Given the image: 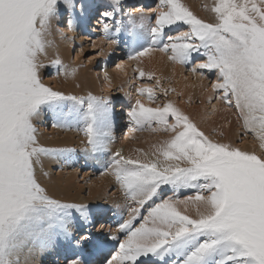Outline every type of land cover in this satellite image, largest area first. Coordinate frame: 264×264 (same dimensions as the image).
Returning a JSON list of instances; mask_svg holds the SVG:
<instances>
[{
	"label": "snow or ice",
	"instance_id": "6c2138e0",
	"mask_svg": "<svg viewBox=\"0 0 264 264\" xmlns=\"http://www.w3.org/2000/svg\"><path fill=\"white\" fill-rule=\"evenodd\" d=\"M120 2L112 0L99 21L110 46L123 30L115 19ZM75 8L76 0H0V264H22L25 250H47L61 240L66 264H264V0H212L204 5L207 18L183 0L125 13L130 21L139 15L129 35L134 44L143 41L129 61L159 52L173 66L190 65L187 71L201 81V103L210 106L202 119L223 111L240 125L231 138L227 124L205 131L180 107L184 93L162 86L170 77L137 67V79L155 83L135 86L125 113L129 130L167 136L128 155L112 147L109 96L78 95L45 82L43 73L53 66L65 77L76 72L49 38L64 10L71 30ZM205 71L215 77L211 91L203 84ZM104 79L111 86L107 72ZM187 103H194L191 94ZM44 117L53 127L77 130L79 148L42 144L36 124ZM240 133L250 134L258 148H241ZM78 153L102 160L100 175L110 177L123 198L116 230L105 232L101 224L95 239L77 238L74 226L91 224L100 213L57 198L41 179L49 175L40 172L45 158L67 163ZM182 190L193 194L180 198Z\"/></svg>",
	"mask_w": 264,
	"mask_h": 264
},
{
	"label": "rangeland",
	"instance_id": "374dc122",
	"mask_svg": "<svg viewBox=\"0 0 264 264\" xmlns=\"http://www.w3.org/2000/svg\"><path fill=\"white\" fill-rule=\"evenodd\" d=\"M96 3L98 0H95ZM102 1V0H101ZM107 0H103V2H106ZM112 3V0H109ZM158 0H121L120 2V8L118 13L125 15V12H131L132 9L129 11L124 9V6L129 5L132 8L141 7L144 6L148 11L150 9L155 8L156 3ZM184 3L188 4L191 8V10L197 14L198 16L203 17V9L204 4L206 2H212V0H183ZM79 5V0H76V7ZM134 6V7H133ZM104 7H101L99 4L95 7V10L92 11V13L89 15L88 23L83 27L78 25L75 36L66 35V39L71 42V44L68 43L70 49L69 51H66L67 56V64H73L76 66L78 72L84 77V82L81 81V78L79 80L74 81L72 85L70 86V90L68 88L65 89L66 92H74V94L78 95H85L88 92H92L93 94H103L109 96L113 101V109H114V135H115V142L113 144V149H117L118 146H120L122 149L129 148L133 152H135L136 149H143L144 151L149 150L152 143H156L159 140L164 139L167 136V133L162 132H151L148 130H142V131H130L129 127L126 122V116L124 108L121 110L123 105H125L124 101L130 102L133 100L136 96L135 92V86H138L139 84H154V80H147V79H137L134 76V70H135V64L134 61L131 62V64L128 65V75L126 76V84L124 87L122 85H115L114 82H111V86H109V83L104 80V77L100 74L99 69H102L106 67V69H109L108 71H113L115 67L120 63V61L117 59H122V61H128V56L130 51L134 48L139 46L140 43H143L142 40L136 41V43H133L132 36L129 35L130 30L127 27L126 29L122 30L119 34V37H115L114 39H118V44H115L112 46V48H108V41L104 37L103 32H94L91 30V28L95 27L100 29L99 26H96L93 24L95 17L97 15H101V9ZM147 11V12H148ZM116 13V18L119 15ZM62 19L59 23H55V29L57 26L60 28L62 26H65L68 20V13L63 12ZM126 17V16H124ZM67 20H64L66 19ZM110 22V21H109ZM64 24V25H63ZM58 29V28H57ZM59 31V30H58ZM137 32H140V30L137 29ZM175 34V33H170ZM56 36V35H55ZM87 37V38H86ZM58 38V37H57ZM128 38V41H126ZM100 39V40H99ZM93 43L97 45V47L94 49L92 47ZM101 48H103V53H100ZM83 50V52L81 51ZM152 61H155L154 66H159L160 63H168L167 59L163 57L162 54L159 52H156L151 55L149 58L148 56L142 58V60H136V62L140 63L141 67L145 71H155L157 73V67L152 68L150 63H154ZM157 62V63H156ZM196 61L194 60L193 63ZM138 63V64H139ZM146 66V67H145ZM180 66V65H179ZM187 67H181L183 75L185 74L186 77L190 76L188 75ZM113 69V70H112ZM107 71V70H106ZM44 79L46 83H49L53 88L61 89L63 84L67 82V80H64L61 76L60 78V69L58 73H55V67H51L44 71ZM190 74V73H189ZM158 75V73H157ZM205 75L207 76V79H205L207 88L209 91H211L210 88V81L214 79V74H209L207 71H205ZM165 76V75H163ZM180 76V74H179ZM179 76L175 78V81H178ZM168 77V76H166ZM174 80L166 79L162 82V86L167 87L169 84H171L172 87L174 84ZM81 82V83H80ZM84 84L86 86H84ZM122 86V87H119ZM127 86L131 89H134L135 95H128L127 98L126 95L128 94L126 89ZM133 87V88H132ZM176 88V87H175ZM125 91V93H120ZM178 91V90H177ZM179 92V91H178ZM175 93L170 92L169 98L173 100H177V97L174 98ZM206 95V93H205ZM134 96V97H133ZM158 99L159 101H163L164 97L162 94L158 93ZM181 99V98H180ZM142 100L144 103L149 104L150 106H155L154 103L149 101L147 97H142ZM196 101L192 104H187L186 100L184 103H180V107H182L185 111H188L189 109H196V111H199L201 118L202 116L206 115L205 109L209 108L210 106L201 103V100L195 99ZM184 101V100H183ZM179 103V100H177ZM213 104H216V100L212 101ZM118 105H120L118 109ZM115 107V108H114ZM228 113V112H227ZM234 117V125L233 129H237L240 127L238 124L236 117ZM211 118V117H210ZM209 119V118H208ZM230 121L229 119L226 121ZM219 125H221L219 123ZM217 125L216 127H218ZM36 127L38 129V138H45L49 140L53 139H60L64 136H69L71 138V142L69 143L70 147H76L79 148V142L81 139L80 133L75 129H66V131H59L57 127H53L50 118L44 117L42 121H38L36 124ZM75 130V131H74ZM73 131V132H72ZM211 134V133H210ZM241 148L252 146V144H256V141L254 138L249 135H244L243 133H240V138L235 141ZM91 157H86L83 153H78L74 157H72L70 162L65 163L63 160H56L54 162H50L48 167L45 169L49 175H47L46 180L49 181H56L57 183L64 182V180H67V183H71L73 186V190H75L80 196L87 197V193L94 189H100L102 187V184L104 182V176L100 175V170L102 169V160H92ZM106 159V158H105ZM116 185L112 186V184H109L106 186L105 194L106 196H118L121 199L122 195L117 193L115 190ZM74 192V191H73ZM72 192V193H73ZM166 194H171L166 193ZM193 193L191 191H184L182 190L180 192V198H183L184 196L192 195ZM91 202V199H89ZM104 212L107 213L106 216L108 217V214L111 215V211L113 210L110 205L103 206ZM146 213V210H145ZM124 215L126 216V212H124ZM111 217H113L111 215ZM120 216H117V220ZM98 217L94 216V222L92 223V228H90L92 232L90 234L96 233V228L98 227V224L100 223V220H97ZM113 219V218H112ZM116 220V221H117ZM105 222V221H104ZM113 223V225L111 223ZM110 223V225H109ZM106 224L108 225L109 231H115L116 230V222L114 225V221H106ZM95 225V227H94ZM112 225V226H111ZM81 230V229H80ZM78 235V232L76 233ZM80 234V233H79ZM77 238H80L77 236ZM119 235V233H117ZM87 243L84 245L86 251L91 252V249H89V246H86ZM109 248H112V243H109ZM62 261L56 262L51 261L45 263L44 261L39 264H66L65 256L61 258ZM141 264H148L147 260H141Z\"/></svg>",
	"mask_w": 264,
	"mask_h": 264
},
{
	"label": "bare ground",
	"instance_id": "6f19581e",
	"mask_svg": "<svg viewBox=\"0 0 264 264\" xmlns=\"http://www.w3.org/2000/svg\"><path fill=\"white\" fill-rule=\"evenodd\" d=\"M211 3L212 2H206L204 5H211ZM81 4L83 5V11H81V7H80ZM98 4L101 7H104L101 9V14L105 11H111L112 10V8L110 6L111 2L109 0H107L106 2H103V0L102 1L98 0L97 3L95 0H79V5H78V7L75 8L74 14L72 15L73 26H72L71 30L68 28L67 23H66V25L62 26L61 28L59 26H57V28L59 30L58 31L57 28L55 29V23L56 22H54L53 32L49 38L54 43V46H55L54 51L58 52L62 61L65 64H67L66 51H69V49H70L68 43L71 44V42L69 40H67L65 36L66 35H70V37L75 36L74 34H76L75 32L77 30L78 25L84 27L89 22L88 21V19L90 17L89 15L92 13L93 10H95V7ZM120 7L121 6H119V8ZM124 9H125V11L126 10L129 11L130 9H132L131 12H134V10H136V9H144L146 13L148 11V9H146L144 6L136 7L134 9L130 6V3L127 6L125 5ZM118 11H119V9L117 10L116 13H118ZM63 12L68 13V18H69V11L64 10ZM118 14L119 15L117 16V18L115 16V19L121 20L123 22V30L126 29L127 27H129L128 29H131V28H133L134 24H139L141 22L138 14H136L134 16L132 21H130L126 15H124V16H126V17H124L122 14H120V13H118ZM208 16H209V13L204 8L203 9V17L207 18ZM61 19H62V17L60 18V21H61ZM101 19H102L101 15H97V17H95L93 24L96 26H99L100 29L93 27V28H91L92 31H94V32H98V31L100 32L101 31L102 32L101 25L99 23V21ZM64 20H67V18ZM144 22L146 23L147 21L145 20ZM138 30H140V29H138ZM112 38H115V37H112ZM126 41H128V38ZM107 45H108V48H112V46H114V45L110 46L109 44H107ZM50 51H53V50H50ZM118 60L120 61V63H118V64H121L123 62L122 68L115 67L114 70L112 69L113 71H108L109 69H106V67H104L102 69H99V71L103 77H104V73L107 72L109 74L111 82H114L115 85H122L124 87V85H128V84H126V78H127L126 76L128 75V65L131 64L132 61H129V60L128 61L127 60L122 61V59H117V61ZM152 62H154V63H150V65L152 68L157 67L158 75H162V76L165 75V77L168 76L172 80H174L180 74L178 81L174 80L173 86H174V88L176 87V90H178L179 92L182 91L184 93L183 97H181V99L184 100V102H185V100L186 101L188 100L189 94H191L193 96L194 102L196 101L195 99H198V100L202 99L201 98L202 89L200 87L201 81H200L198 76H195L191 73L190 74L188 73V75H190V76H188L187 79H185L186 75L185 74L183 75L181 66H179V65L173 66L171 63H169V64L168 63H166V64L160 63L159 66H157V65L154 66L155 61H152ZM138 63L136 61H134L135 68L141 67L140 63L139 64ZM70 65L76 68V66H74L73 64H70ZM58 72H59V69L57 67H55V73H58ZM61 76H63L62 78H64V80H67V82H65V84H63V86L61 88V90H64V91H65V89L68 90V88L70 90V86L72 85V83H74V81L76 82V80H79L80 78H81V81L84 82V77L78 72L77 68H76L75 74L73 76H70V77H65L63 72L60 70V78H61ZM203 84L207 87L205 80L203 81ZM84 86H86V85L84 84ZM122 86H119V87H122ZM126 91L128 93L126 95L127 98L129 97L128 95H130V93L132 95H135V93L133 92L134 89H131L128 86H127ZM120 93H125V91L124 90H123V92L120 91ZM174 98H176L175 95H174ZM124 103H125V105H123L121 110L124 108V111L127 112L129 105H130V102L124 101ZM216 105L221 109H223V107H224V105L218 100H216ZM112 107H113V101H112ZM119 107H120V105H118V109H119ZM187 112L192 115V117L200 124V127L202 129H204L205 131H208L211 127H213V125L217 126L220 123L221 125H219L217 128L219 129L220 126L227 124V127L224 130L227 132V134L230 138L235 136L237 133L236 129H233L234 117L230 113L221 111V112L217 113L214 117H211V118L209 117V119L205 120V119L201 118L199 111H196V109H189ZM228 119L230 120V123L226 122ZM58 130L68 132V131H66V129L58 128ZM39 140L42 144H44L45 146H49V147H64V146L70 147L69 143L71 142V138L69 136H64V137L57 139V140L56 139L49 140V139H45V138H39ZM118 148H121V147L118 146ZM243 148H247L248 150H252L253 148H258V143L256 142V144H252V146H247V147L245 146ZM113 150H115V149H113ZM123 151L126 155L135 154V152H133L129 148H125V149H123ZM146 151H148V150H146ZM92 160L94 161L97 159H92ZM54 161H56V160L45 158L44 162H43V168L40 169L41 174L45 173V172L47 173V171L45 169L48 167L50 162H54ZM46 177H47V175L46 176L41 175L42 182L49 188V190L57 198L70 200V201H76V202H83V203L89 204L95 212L100 213L99 215H95L96 217H98L97 220H100L102 218L99 221L100 223L98 224V227L95 229L96 232L100 228L101 224L104 225V230L106 232L108 230V228L110 227V226L108 227V225L106 224V221H114V225H115V222L117 220V216L121 215L122 209L117 207V205H121L123 203V199H121L118 196H106V194H105L104 188L106 186H108L109 184H112V186L115 185L110 177L104 176V182L102 184V187L100 189L94 188V189L90 190L87 193V197L80 196L75 190H73V186L71 185V183L66 182L67 180H64V182L57 183L56 181L46 180ZM115 189H116L115 191L117 193H119L117 186ZM89 199H91V202L89 201ZM105 205L111 206V208L113 209L111 211V215L113 217H111V215H109L110 213L108 214V217H104L107 214L104 212L105 210L103 209L104 208L103 206H105ZM110 223H109V225H110ZM111 224L113 225V223H111ZM74 227H75V234L78 232V235L76 234L77 236L81 237L84 235H90L93 237V239L96 238L94 234H90V232H92V231H90L91 230L90 228L93 227L92 223L91 224H85V223H81L78 221ZM94 227H95V225H94ZM112 232H114V231H112ZM86 246H89V249H91V242H88ZM66 251H67V249H66V246H65V243L63 240L58 241L57 244L55 245V247H52V248L47 249V250H41V249L36 248V249H33L30 253L27 250H25V254L21 258L22 264H39L43 261L45 263L51 262V261L59 262V259H60V261H62L61 258H63L65 256ZM89 253H91V252H89Z\"/></svg>",
	"mask_w": 264,
	"mask_h": 264
}]
</instances>
